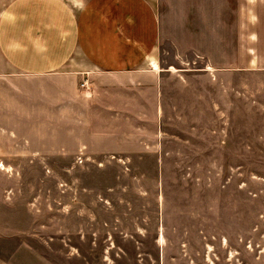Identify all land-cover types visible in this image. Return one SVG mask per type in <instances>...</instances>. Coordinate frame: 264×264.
Instances as JSON below:
<instances>
[{
    "label": "crops",
    "instance_id": "0c3cea01",
    "mask_svg": "<svg viewBox=\"0 0 264 264\" xmlns=\"http://www.w3.org/2000/svg\"><path fill=\"white\" fill-rule=\"evenodd\" d=\"M231 72L264 83V0H0V190L23 169L149 155L159 169L192 143L229 150L214 90L227 106L245 98Z\"/></svg>",
    "mask_w": 264,
    "mask_h": 264
},
{
    "label": "rangeland",
    "instance_id": "374dc122",
    "mask_svg": "<svg viewBox=\"0 0 264 264\" xmlns=\"http://www.w3.org/2000/svg\"><path fill=\"white\" fill-rule=\"evenodd\" d=\"M236 75L229 89L245 86L244 99L227 106L214 90L230 110L229 150L167 144L197 151L159 169L150 155L132 167L23 169L0 190V264H264V83ZM199 119L200 131H221L220 119Z\"/></svg>",
    "mask_w": 264,
    "mask_h": 264
},
{
    "label": "bare ground",
    "instance_id": "6f19581e",
    "mask_svg": "<svg viewBox=\"0 0 264 264\" xmlns=\"http://www.w3.org/2000/svg\"><path fill=\"white\" fill-rule=\"evenodd\" d=\"M158 69V68H157Z\"/></svg>",
    "mask_w": 264,
    "mask_h": 264
}]
</instances>
